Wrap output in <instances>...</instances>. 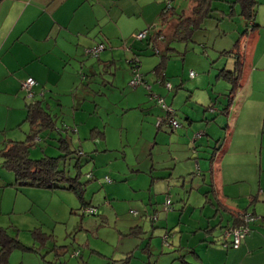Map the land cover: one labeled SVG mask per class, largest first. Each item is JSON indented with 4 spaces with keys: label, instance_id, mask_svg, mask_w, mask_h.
Wrapping results in <instances>:
<instances>
[{
    "label": "rangeland",
    "instance_id": "374dc122",
    "mask_svg": "<svg viewBox=\"0 0 264 264\" xmlns=\"http://www.w3.org/2000/svg\"><path fill=\"white\" fill-rule=\"evenodd\" d=\"M228 1H214V8L218 11L214 12V17L205 20V25L203 27L205 29H197L192 33V38L187 40L176 39L166 41V44L171 46L174 50L168 53L171 57L169 58L165 73L175 89L181 83L182 79H184V89L187 90L189 88L192 79L188 76L191 70L196 73L197 77L200 74H204L206 69L208 71L209 66L212 64L214 65V67L210 69L212 73L206 74V78H204L203 82L199 85V95L207 97L209 104H213L215 110L219 109V113L213 118L215 120L209 121L208 123L204 120L201 121V119L195 122L196 124L194 125L197 126H194L193 130L188 134V140L191 145V148L186 147L188 157H182V159L188 160L192 164L188 168L192 169L190 171H193L194 175H186L187 178H185L186 184L184 189L183 186H181L182 180L179 179L177 183L178 186H174L172 193L168 192L169 194H165L163 196L164 200L159 201V204H151L148 194L151 166L148 154L150 150H153L155 156L156 154L159 156L164 155V158L170 160L168 147L172 144L180 145V142L177 140L178 133L176 132L178 130H183V127L171 132L170 140H161L159 136L162 133L156 134V130L150 121L147 123L146 121L144 122V125L146 123L145 127L148 129H143L142 124H140L142 123L140 122L141 117L137 114L140 108L136 107L140 105L142 100L146 101L141 104L143 108L152 105L150 100H148V98L150 99V95L148 96L149 91L144 85L136 88L130 86V81L132 80L130 61H132L134 54L128 49L124 48V50L123 47L115 51L112 50L115 46H130L136 43L133 36L140 32L138 29L142 27H145L144 29L154 27L158 30L160 27V11L162 12V9L156 10L157 7L168 6L169 8H174L173 13H176V15L174 14L171 23L167 27V30H169L171 24L178 22L177 17L191 11L193 0L115 1L117 8H119L120 5H123V7L127 6L131 14L127 19L124 18L125 20L121 22L120 26L122 32H120L118 28L107 23L104 25L103 20H101V26L106 28L107 36L110 37L111 40L108 41L106 37H102V39H98V42L104 41L108 46L106 50V53H109L108 56L110 55L108 59H116V65H114L112 70L116 76L114 77L113 74L107 73L106 68L103 67V69L93 77V79H96L92 81V83H85L87 86H90V89L85 91L81 81L76 78L79 77V74H77L79 70L74 71L75 83L73 92H70L67 88L60 91L62 93H60L62 96L60 97V101L63 103V106L58 105L54 100V98L57 97L54 96L53 102H50L52 104L51 113L58 116V126L61 127L66 123V127L72 126L77 129V132L73 135L72 133H67V135L74 136L70 144L72 150L83 148V151L89 152L95 151L94 149L96 148L101 151L100 154H97V157L93 155L94 157L89 162H86L88 156L76 158L77 154L73 153L71 155L72 159H68L65 164L66 170L70 175L75 176L78 172H81V182H87L84 197L86 199L92 197L93 200L86 209H92L93 212L84 213L81 209V202L78 196L72 191H66V194L69 196L68 198H70L68 199V203L72 202V204H74V211L70 212L69 208L66 212L59 210L60 218H56L59 222H56V224L50 223L52 227H54V225L57 226L58 233L56 232L54 237L46 239L45 244L34 237L33 231L38 227L42 229L40 224L36 225L34 222L36 217H33L30 221L28 220L26 224L22 223L23 226L21 227V224L19 230H15V228L9 229L12 235L17 236L22 243L32 248V250H16V254L18 253L16 259L18 260L13 261L14 264L22 261V254L33 256L37 264H56L60 261L58 258L63 259L64 264H110V262L111 264H126L128 260H131L130 264H147L146 260H150V262L154 264L204 263L202 260H197L195 256L198 255L203 257L204 255L205 250L200 246L204 245V242L201 240L202 236L207 234L206 226H208V224L206 225L205 223L204 226H201L199 222L201 220L205 222L210 220V217H213L215 214V208L209 205L210 210H206L202 207L203 205H197L195 200L193 206H189L187 211L182 210L183 206L179 203L175 204L179 206H174L171 203V208L168 210L165 206L168 197L170 201L171 199L175 200V196L173 195L177 190L185 195L191 188H195L192 196L194 199H198L199 196H201V192L198 193V186L202 185L204 191H207L205 189L207 187L205 183L207 185L210 184L209 159L212 149L205 151L203 150L204 146H197L198 142L194 139L195 135L199 133L203 134L201 135L203 141L207 138L205 130L201 129V125L205 127L213 122L215 123L213 127L219 130L217 131L216 129L217 132H226L227 134V129L224 128V124L231 125L235 130L236 119L237 117L239 118L241 128L239 127L237 133L235 131L230 137L231 139L233 137L238 139V134L241 129L242 138L240 141L236 142V152L234 154L237 155L236 159L242 162L241 167L243 169L240 173L237 172V175L230 173V175L239 177V179L234 185L228 184V187L240 193L241 197L238 203L240 209L247 207L250 202L248 198L247 203L241 202V200L243 201L246 198V196L243 195H247L250 189L255 186L258 187L260 182H264V149L263 155L260 154L262 143L261 136L264 134V60L263 63L259 64L261 66L246 65L244 74L245 80L242 78V87L239 86L237 91L232 95V97L235 98L238 92L237 100L235 98V103L233 105L234 107L232 106L233 108H231L228 115L220 111L223 108V101L214 97L217 95L216 92L223 88L222 83L224 81L223 79L218 80L216 77L218 67L217 62L213 60L214 56L211 46L218 47L222 44L232 47L234 42L237 41L231 36L232 33H228L224 38L220 37V33L230 26L227 24L229 16H227L226 21L222 20L224 25L217 26L218 15L220 14L222 16L224 13L230 11V3H228ZM258 2H261V0H258ZM221 10H224L222 11L224 13H221ZM116 12L117 11L114 10L113 14L116 15ZM235 22H240V25L244 23L239 17H236ZM244 28L245 25L241 27L242 30H244ZM97 29L99 30V25ZM205 40L210 47L207 46L204 48L202 43H205ZM215 42L216 46H213ZM143 45L146 46L145 42ZM104 54H101V60H104ZM80 55L81 56L76 58L77 60L85 62L94 61L95 63L99 62L97 57H86L83 53ZM215 55V58H217L218 55ZM138 59L140 61L138 65H140L142 73L150 79L153 78V69L160 62L161 55L155 54L152 48H148L141 52ZM257 60L258 57L255 62H258ZM227 61L229 62L227 69H233L235 61L233 57H227ZM80 76L82 78V75ZM208 79L214 83L216 92L206 88L208 87L206 86V84L208 85ZM149 84H151L152 87L155 86L153 80H151ZM64 86L65 84H63L62 87ZM164 89L167 91L166 88ZM153 92L157 94L155 89H153ZM173 92H175V90L168 92L167 97L171 94L172 98L174 95ZM177 92L183 93V96L179 97L180 99L178 101L183 106L182 108H184V111H180L181 106L177 108L179 112L176 118L180 123L185 124L184 129L187 130L189 128L187 125L188 122L185 121L184 112L188 111L190 114L193 113L199 117L202 116V113H205L204 107L197 105L194 100L195 98H192V96L189 97V93L187 94V91H184L183 87L178 89ZM56 93H59V91ZM195 95L198 96L197 94ZM26 98H28L26 100L29 102L38 100L37 94L32 98ZM48 100L50 101V99ZM227 101L225 104H227ZM147 102H149V104ZM238 102H240V104ZM171 107L175 110L173 106ZM194 108H196V110H193ZM155 114L158 116L157 119L159 117L168 118L169 116L168 111L161 108H157ZM208 115H210V113H208ZM213 116L214 114H212V117ZM24 124H27L25 126L26 130L30 131V124ZM150 126L153 127L155 130L154 132ZM166 126L170 128L169 125ZM97 128L105 132L106 140L101 136L100 132H95ZM71 132H73V130ZM50 134H52V136L48 138V134L41 132L40 135L48 139L43 140L41 143H36V145L30 149V156L32 158L44 156L57 157L61 154L60 149L57 148L58 138H56L59 133L52 131ZM224 137L225 134H223L222 138ZM156 142L158 143L157 148H152L155 147ZM90 144H92V146ZM183 147H185V145H183ZM105 149L108 151L103 152ZM76 161L79 162L78 168L75 166ZM198 163H200L203 172L207 176L206 181H204L201 176ZM231 167L234 168L233 165H231ZM184 171L187 172L188 170ZM92 174L96 176L97 179H91L90 182L87 181L93 176ZM261 174H263L262 178ZM116 189L119 190L117 198H109L106 196V193L108 195H113L110 191H116ZM94 190L95 192L92 194L91 191L93 192ZM183 195L182 197H184ZM141 199H144V202H142ZM230 201L234 202L235 200L230 198ZM116 202L121 203L122 210H124L125 213L124 215L121 214L123 213L121 210L113 209ZM147 207L150 214L146 213L147 211L145 209ZM48 211V208L47 210L45 209V212ZM51 211L54 212V209ZM220 212L226 214L223 210ZM49 213L52 215L51 212ZM53 217L58 216L53 215ZM158 217L163 223L160 227L157 226L156 223L153 224V219L155 221ZM52 220L54 221V219ZM124 220L127 222H124ZM228 220V216L224 218L217 216L211 219L213 226L217 228L220 225L222 226V228H218L217 232L221 239H224V230L228 226ZM78 225L79 228L80 226L81 228L78 232H75ZM48 232H50L48 233L49 235H52L51 231ZM166 234L167 236L169 235L167 242L165 241ZM182 235H185L183 239L184 245H188V248L181 250L178 249L177 246L172 247L169 244L174 237L180 238ZM74 252H79V256L76 258L71 257ZM26 263L29 264L28 262Z\"/></svg>",
    "mask_w": 264,
    "mask_h": 264
},
{
    "label": "crops",
    "instance_id": "0c3cea01",
    "mask_svg": "<svg viewBox=\"0 0 264 264\" xmlns=\"http://www.w3.org/2000/svg\"><path fill=\"white\" fill-rule=\"evenodd\" d=\"M115 1L116 0H0V151L14 141L25 140L27 134L30 132L25 128L27 124H24L27 123L25 121L27 114V104L30 103L26 100L28 98H26V93L22 90V82L24 80L29 77H33L37 81V85L34 87V92L35 94H37L38 99H42V97H45L50 103L53 102L54 96L57 97L54 98V100L58 103V105L63 106V103L60 101V97H62V93L60 91L64 90V88H67V90L73 92L75 83L74 71L79 70V72L77 71L79 77L76 78L81 81L85 91L90 89V86H87V84L92 83V81L96 79H93V77L101 69H103V67L107 68L109 66V70H107L106 72L109 74H113L112 70L114 65H116V59H108L110 55L108 56L109 53H106V50L101 53L102 55L106 53L104 54L105 57H103L106 61L100 59L101 54L99 57H97L99 62L96 63L94 61H80L76 58L78 56H81L80 54L82 53L86 57H90L85 54V50L96 46L99 43V38L102 39V37H106L108 41L111 40L110 37L107 36L106 28H103L101 26V20H103L104 25L105 23H107L115 28H118L119 31L122 32L120 24L125 19H127L131 13L127 6L123 7V5H120V7L117 8ZM163 8V6H159L156 8V10H163ZM114 10L117 11L115 13L116 15L113 14ZM238 12L233 17H228L229 20L227 24L228 26H230L222 31V33H220V37L224 38L228 33H232L231 36L234 37V40L241 41L239 54L241 56L240 58H242L243 61L242 78L244 79L246 65L249 64L252 66H257L260 63H263L264 60V0H261L257 7L256 23L259 24L260 27L256 29H251L250 27L249 31L245 35H241L243 32L241 27L245 25V22L242 23V25H240V22H235L236 17H239V19L242 20L241 17L238 16ZM189 13L190 12H188L187 14ZM226 18L227 16H225L224 18L218 15L217 26L224 25L223 21H226ZM98 25L99 30L97 29ZM144 28L145 27H142L138 29V31H141ZM203 29L205 28H202V30ZM237 41L234 42V45L232 47L222 44H220L218 47L211 46L214 56L213 60L217 62L218 72L222 68H228L227 66L229 64V62L227 61V56L223 55L222 52L232 49ZM215 44L216 42L213 43V46H216ZM134 45H136L134 47H141L137 46L138 44L136 43ZM202 45L204 46V48L209 46L207 41L205 43H202ZM122 47L123 49H128V46H115L113 47L114 49L112 51H115L116 49H122ZM215 54L218 55L217 58H215ZM228 57H233V59L235 60L234 56ZM257 57L258 62H255ZM213 67L214 65L212 64L211 66H209L208 71L207 69H204V74H200L195 78H190V76H188L190 79H192V81L187 90L184 89V79H182L181 83L178 85V87H183V90L187 91V94L189 93V97L192 96V98H195L194 100L197 105L204 107L205 113H202V116L198 117L196 114L192 113V115L188 111L184 112L185 121L188 122L187 125L189 129L186 130L183 126V130H178L176 132L178 133L177 140L178 142H180V145L172 144L168 147V150L170 152V160L164 158V155L159 156L156 154L155 156L154 151L150 150L148 154L151 162L149 173L150 185L148 194L150 196L151 204H159V201L164 200L163 196L165 194H169L170 192L172 193L174 186H178L177 183L179 179L182 180L181 186H183L184 189L186 184L185 178H187L186 175H194L193 171H190L192 169L188 168L192 164L188 160L182 159V157H188L186 147L191 148L188 140V134L191 130H193L194 126H197L194 125L196 124L195 122L201 119V121L204 120L208 123L209 121L215 120L213 118H215V115L219 113V109L215 110L213 104L212 106L214 108L212 107L211 109H209L211 103L209 104V102L207 101V97L199 95V85L203 82V79L206 78V74L212 73L210 69H212ZM80 75H82V78ZM115 76L116 75H114V77ZM217 79L221 80L219 78ZM147 80L149 82L153 80L155 86L152 87V90L155 89V92L162 98L165 99L166 97L165 102L167 104L172 102L169 105L175 108V116H177L179 112V109L177 108H179L180 106V111H184V108H182L183 106L178 101L180 99L179 97L183 96L182 92L179 93L176 90L175 92H173L174 95L172 98L171 94L169 95V97H167V93L170 91L167 89V92L164 89L165 87L157 82V76L154 75V77L151 79L147 77ZM207 81L208 85L206 84V86L208 87L206 88H209L208 90L210 91L216 92L214 83L212 81H209V79ZM225 83L227 82L224 81L222 83L223 88L220 91H217V95H215L214 97H217L220 101H223V108L220 111L228 115L231 108L234 107L233 105L235 103V98L237 100L238 92L236 93L235 98L231 99L228 94L232 86L229 83ZM242 83H240V86L242 85ZM63 84H65L64 87H62ZM57 91H59V93H56ZM195 94H197L198 96H196ZM48 99H50V101ZM148 100H150L152 105L143 108L141 104L145 103L146 101L142 100L140 105L136 107L140 108L141 110L140 111L138 109L139 112L137 113L141 117L140 122L142 123L140 124H142L143 129L145 128L146 130L148 129L147 127H145L146 123L150 121L153 124L154 129L156 130V134L162 133L159 136L161 140H170V134L175 130L167 127V124L162 125L161 128H158L156 126L155 123L158 116H156L155 110L159 107L151 99L148 98ZM204 100H206L207 102ZM226 101L227 104H225ZM147 103L149 104V102ZM238 103L240 104V102ZM50 105L52 107L51 103ZM193 110H196V108H194ZM208 113H210V115H208ZM212 114H214L213 117ZM145 121L146 123L144 125ZM212 123L205 127L201 125V129L205 130L207 137L204 139V141L201 138V135L203 134L196 138L198 142L197 146H204L203 150L205 151H208V149H212V152L210 151L211 156L209 159L210 184L207 185L205 183V185L207 186L205 189L207 191H204L202 185L198 186V193L201 192V196H199L198 199H194V197L192 196L193 190H195V188H191L186 192L185 195L177 190L173 195L175 196V200L171 199V203L174 206H179L175 205L177 203L181 204L183 206L182 210L184 211H187L189 206H193L194 200L197 205H203L202 207L206 210H210L209 205H211L216 210L213 217H229V220L227 221L228 226L235 224L236 219L233 214L244 211H247L250 214L252 213V215H254L257 219L251 223V232L248 236H246V238L243 239L242 244L239 248H231L224 245L226 241L225 237L224 239H221L217 234L218 228H222V226L220 225L218 228L216 226H213L211 223V219L213 217H210L211 219L207 222L201 220L199 222L201 226H204L205 223L206 225L208 224V226H206L207 234H204L201 240L204 242V245L200 246L203 247L205 251L203 257H200L198 255H196L195 257L197 260H202L204 262L203 264H264V182H260L258 187L255 186L254 188L250 189L247 195H243L246 196V198L243 201L241 200V202L247 203L248 200H250V202L247 207H243L242 209H240V207H238L239 198L241 197L240 193H238L235 189L228 187V184L234 185V183L239 179V177H234L230 175V173H232L233 175H237V172L240 173L243 169L241 167L242 162L239 161V159H236L237 155L234 154L236 152L235 144L242 138L241 129L238 134V139H235V137L231 139L230 137L235 131L237 133V129L239 127L241 128L239 124V118L237 117L236 119L235 130L231 125L226 123L224 124V128L227 129V134L226 132H217L219 130L213 127L215 123ZM58 124L57 129L55 130L56 133H59L58 131H61L65 128L70 132L72 131L71 128L76 129L72 126H69V128H67L65 126L67 125L66 123H64L61 127H59ZM183 125L185 124L183 123ZM153 127L150 126V128L154 132L155 130L153 129ZM75 132L77 131L71 132L72 135ZM43 133L48 134V138L52 136V134H50L51 131H45ZM223 134H225L224 138H222ZM72 135H70L71 142L74 138V136ZM57 136L60 137V134H58ZM38 138L41 139L39 143H41L43 140L48 139H45L44 137H42V135H40L36 139ZM261 138L262 143L260 154L263 155L264 134L261 136ZM157 144L158 143L156 142L155 147L152 148H157ZM90 145L92 146V144ZM183 145H185V147H183ZM58 146L59 143L57 142V148ZM81 150L83 151L84 149L81 148ZM94 150L95 151L89 152L83 151L85 152L84 156H88L86 158V162L92 160L94 156L97 157V154H100L101 152L96 148ZM106 151L108 150H103V152ZM231 165H233L234 168H232ZM198 166L203 180L206 181L207 176L203 172L200 163H198ZM184 170L188 171L185 172ZM262 177L263 174H261V178ZM91 179L95 180L97 178L93 175ZM66 191L70 190L17 186L15 175L4 167L3 158L0 155V228L6 229L11 236H14L10 233V228L19 230V226L22 223L26 224L28 220L30 221L33 217H36V220H34V222L36 223V225L40 224L42 226V229H40L39 227L36 229H40L42 232L45 231L44 233H46L47 235H49L48 233H50L48 231H51L52 235L49 236L54 237L55 233H58L57 226L54 225V227H52L50 223L56 224V222H59L56 219L60 218L59 210L66 212V210L69 208L70 212H73L75 208L73 207L74 204H72V202L68 203V199L70 198H68L69 196L66 194ZM118 191L119 190L117 189L116 191H110V193H112L113 195H108L106 193V196L109 198H117ZM94 192L95 190L93 192L91 191L92 194ZM182 195L184 197H182ZM90 198L92 197H89V199H85L88 200L91 204L93 198ZM230 198L235 201H230ZM141 201L144 202V199H141ZM47 208L49 211L45 212V209L47 210ZM50 209H54V212H52ZM113 209L121 210L123 212L121 214H125L124 210H122L120 202H116ZM145 210L147 211V214H150L148 207ZM221 210L225 211L226 214H222L220 212ZM49 212H51L52 215ZM53 215L58 217H53ZM52 219H54V221ZM124 222L127 221L124 220ZM154 223H156L159 227L161 226V224H163L162 220L159 217L155 221L153 219V224ZM23 224L21 225V227L23 226ZM80 228L78 225L75 229V232H78ZM184 236L185 235H182L180 236V238L174 237V239L169 244L172 247L177 246L178 249L181 250L188 248V245H184ZM14 237L17 238V236ZM17 239L19 240V238ZM168 239L169 235L167 236L166 234L165 241L167 242ZM231 240L232 238L230 237L227 241L230 242ZM20 242L22 243L21 240ZM24 245L30 248L28 250H32L30 246L26 244ZM16 250L11 253L9 261L6 264H14L13 261L18 260L16 259L18 255V253L16 254ZM58 259L60 261L56 264H64L63 259ZM26 262H28L29 264H37L33 256H30L28 254H22V261L17 262V264H27ZM130 262L131 260H128L126 264H130ZM146 263L150 264V260H146Z\"/></svg>",
    "mask_w": 264,
    "mask_h": 264
},
{
    "label": "trees",
    "instance_id": "16d2710c",
    "mask_svg": "<svg viewBox=\"0 0 264 264\" xmlns=\"http://www.w3.org/2000/svg\"><path fill=\"white\" fill-rule=\"evenodd\" d=\"M214 1L215 0H193V6L190 13L183 14L177 17L178 22L171 24V28L169 30H167V27L171 23L172 18L174 17V14L176 15V13H173L174 12L173 7L169 8L168 6H166L163 8L160 14V27L158 30H156L157 28L152 27L138 32L141 33L145 30L148 31L146 37L142 40L136 39L134 35L133 39L136 40V43H138L137 46H141V47H134L136 46L134 45L135 43L128 46V49L134 54L132 61H130L132 80L135 76L133 72L135 68L133 66L134 63H136V61L138 62V64L140 63L138 58L140 57L142 51L147 50L148 48H152L155 54L161 55L160 62L153 69L154 75L156 74L158 78L157 82L163 85L170 92L174 90L176 91V89L178 90L181 86L175 89L171 84L170 80H168V77L165 73L169 58L171 57L168 53L169 51L174 50L171 46H168L166 44V41H171L176 39L187 40L189 38H192V33L197 29L201 30L204 26L205 20L213 17L214 12L218 11L216 8H214L213 5ZM228 3H230V7H229L230 11L224 13L222 12L224 10H221L220 12L224 14L222 16L219 14V16L224 18L225 16L233 17L239 10L238 16H240L241 19L245 22V29L243 30L241 35H245L249 31L250 27L251 29H256L260 27V25L256 23L257 7L259 4L257 0H231L228 1ZM144 42L146 46L143 45ZM98 44H105V42L101 41ZM240 45H241V41L239 40L235 43V46L232 49L225 50L222 52V54L227 57L234 56L235 67L233 69L222 68L219 70L217 74V78L221 80L223 79L232 86L230 90L231 93L229 92L228 94L230 98L239 88L242 78L243 61L242 58H240L241 56L239 54ZM107 49L108 46L106 45V48L102 52H104ZM86 50H85V54L90 57H99L100 54L102 53L101 52L99 55L95 56L86 53ZM108 68L109 66L106 68V71L109 70ZM137 69L141 76V82L133 85L131 84L132 81L131 80L130 86L136 88L141 85H144L146 89L149 91L148 96L150 95V99L154 100L159 108L163 110H167L166 108H170L171 110H167L169 114L168 118L159 117L158 119H156L155 124L158 128H161L162 125L167 124L170 126L172 130H176L172 128L170 125V120L174 119L178 121V119L175 116V110L172 109V107L165 102L164 98H162L158 94H154L152 90V85L149 84L147 77L140 70V65H137ZM191 72L195 74L194 77H191L190 75ZM189 76L190 78H195L196 73L193 70H191L189 72ZM168 84L171 85L170 89L167 87ZM36 85H37V81H36ZM34 87H33V95L30 98L36 95L34 92ZM26 96L29 97L27 93ZM160 99L163 100V103L159 102ZM212 107L213 106L210 105L209 109H211ZM50 110H51V105L47 101V98L45 97H42V99H38L27 104V114L25 121L30 124V132L27 134L25 140L14 141L6 148L0 151V155L3 158V165L6 169L11 171L15 175V178L17 180V186L19 187L29 186V187L43 188V189H67L74 192L78 196L81 202V207H82L81 209L85 213L86 208L90 206V202L86 200L84 197V192L86 191L87 182H81L80 179L81 172H78L75 176H71L65 167L67 160L72 159L71 155L73 153H76L78 158L83 157L85 155V152H83L81 149L72 150L70 148L71 139H70V135H67V133H71V132L68 131L66 128L62 129L61 131H58L60 137H58L57 141L59 143L58 148L62 153L61 155L57 157L44 156L39 159H33L30 156V149L33 146H35L36 143H39L41 140L39 138L36 139L37 137L40 136L41 132H45V131L52 132L57 129L58 116L53 115ZM179 124H181V127L184 126L183 123L179 122ZM71 129L73 131H76V129L73 128ZM96 131L100 132L101 136L105 138L106 135L105 132L98 129L95 130V132ZM75 166L77 168L79 167L77 161ZM91 178L92 176L87 181L90 182ZM246 214H248L247 211L237 212L233 214V216L236 219L235 224L227 226L226 228L229 227L236 228L245 225L250 229L249 231L250 234L251 232L250 225L252 222L245 223L244 216ZM33 234L34 237L37 240H41L42 243H45L46 239L51 238V236L42 232L40 229H35L33 231ZM16 249L28 250L30 248H28L23 243H21L20 240H18L16 237L11 236L6 229L0 228V264L8 263L11 253ZM150 264L153 263L150 262Z\"/></svg>",
    "mask_w": 264,
    "mask_h": 264
},
{
    "label": "built area",
    "instance_id": "2783aa9c",
    "mask_svg": "<svg viewBox=\"0 0 264 264\" xmlns=\"http://www.w3.org/2000/svg\"><path fill=\"white\" fill-rule=\"evenodd\" d=\"M147 33H148V31L145 30V31H143L141 33L136 34L135 38L138 39V40H142V39H144L146 37ZM105 48H106L105 44H98V45H96V46H94V47H92L90 49H87L86 53L97 56ZM137 65H138V62L136 61V63H134V65H133L135 67L134 70H133L135 76H134L133 80L131 81V84H133V85L134 84H138V83L141 82V76H140V73H139V71L137 69ZM190 75H191V77H194L195 74L193 72H191ZM35 85H36V81L34 80V78L29 77V78H27L26 80H24L22 82V90L25 91L29 97H31L33 95V87ZM170 86H171L170 84L167 85V87L169 89H170ZM159 102L163 103V100L160 99ZM164 107H165V105H164ZM166 109L167 110H171L170 108H166ZM170 125L174 129H177V128L181 127V124H179V122L174 120V119L170 120ZM200 135L201 134H197L195 136V139L198 138ZM165 206H166L167 210L171 208L170 207L171 206V201H170L169 197L167 198ZM85 212L92 213L93 210L92 209H86ZM256 219L257 218L254 215L250 214V213H248V214H246L244 216L245 223L253 222ZM249 231H250V229L247 226H245V225H242V226L236 227V228H232V227L226 228L224 230V237H225V240H226L224 245L226 247L239 248L241 243H242V240L249 234ZM230 237L232 238V240L230 242H228L227 240ZM78 256H79V252H74L71 257L76 258Z\"/></svg>",
    "mask_w": 264,
    "mask_h": 264
}]
</instances>
